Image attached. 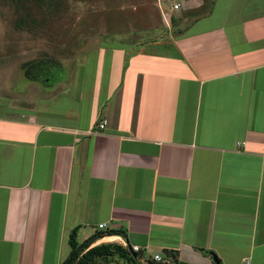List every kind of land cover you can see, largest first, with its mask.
<instances>
[{
    "label": "crops",
    "instance_id": "crops-1",
    "mask_svg": "<svg viewBox=\"0 0 264 264\" xmlns=\"http://www.w3.org/2000/svg\"><path fill=\"white\" fill-rule=\"evenodd\" d=\"M182 9L147 51L47 54L67 81L0 92V264H62L100 224L149 260L264 264V0Z\"/></svg>",
    "mask_w": 264,
    "mask_h": 264
},
{
    "label": "rangeland",
    "instance_id": "rangeland-1",
    "mask_svg": "<svg viewBox=\"0 0 264 264\" xmlns=\"http://www.w3.org/2000/svg\"><path fill=\"white\" fill-rule=\"evenodd\" d=\"M177 1L44 0L40 4L22 0L16 5L12 0H0V92L27 91L32 83L23 65L47 54L62 60L71 52L70 57L78 53L83 62L87 54L88 61L94 60L90 59V49L104 47L110 55L122 50L128 58L139 50L151 49L152 40L175 26L179 15L174 20L172 16L183 13V9L170 12ZM31 69L36 78L44 75L38 68ZM66 69L54 65L52 75L43 78L53 84L64 83ZM108 242L115 241L101 243Z\"/></svg>",
    "mask_w": 264,
    "mask_h": 264
},
{
    "label": "trees",
    "instance_id": "trees-1",
    "mask_svg": "<svg viewBox=\"0 0 264 264\" xmlns=\"http://www.w3.org/2000/svg\"><path fill=\"white\" fill-rule=\"evenodd\" d=\"M14 4H18L22 0H12ZM27 1V0H26ZM44 0H35V2L43 3ZM22 26V23L18 25ZM46 57V56H45ZM47 58L34 60L23 65L26 77L35 80L36 76L31 72V68L42 69L43 62ZM119 236L126 238V232L123 230H106L96 231L93 236L80 243L78 234L74 230L70 235L71 252L67 259L62 264H141V253L133 252L131 248H125L116 242L101 243L93 246L97 241L106 238ZM166 264H183L179 261L178 255L175 252H165Z\"/></svg>",
    "mask_w": 264,
    "mask_h": 264
},
{
    "label": "built area",
    "instance_id": "built-area-1",
    "mask_svg": "<svg viewBox=\"0 0 264 264\" xmlns=\"http://www.w3.org/2000/svg\"><path fill=\"white\" fill-rule=\"evenodd\" d=\"M179 5H175L174 8L175 9H178ZM108 125V120L107 119H103L100 124L98 125V128L99 130H103L107 127ZM99 230L101 231H106L108 230V226L107 224H100L99 225ZM105 238L97 241L96 243H99L100 241H103ZM94 244L93 246L97 245V244ZM121 245L125 248H131L133 252H136V253H141L142 252V248H140L139 246H134V247H131L129 246V244L126 242V241H122L121 242ZM165 257H163L162 255H155L152 259H146L145 256H141L140 257V263L141 264H166L165 263ZM247 264H249V262L247 261L246 262Z\"/></svg>",
    "mask_w": 264,
    "mask_h": 264
},
{
    "label": "water",
    "instance_id": "water-1",
    "mask_svg": "<svg viewBox=\"0 0 264 264\" xmlns=\"http://www.w3.org/2000/svg\"><path fill=\"white\" fill-rule=\"evenodd\" d=\"M214 260L217 261V259L214 257Z\"/></svg>",
    "mask_w": 264,
    "mask_h": 264
},
{
    "label": "bare ground",
    "instance_id": "bare-ground-1",
    "mask_svg": "<svg viewBox=\"0 0 264 264\" xmlns=\"http://www.w3.org/2000/svg\"><path fill=\"white\" fill-rule=\"evenodd\" d=\"M109 240V239H108ZM113 240V239H112Z\"/></svg>",
    "mask_w": 264,
    "mask_h": 264
}]
</instances>
